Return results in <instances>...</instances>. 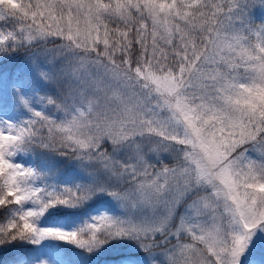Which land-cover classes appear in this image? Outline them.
Segmentation results:
<instances>
[{
	"label": "snow or ice",
	"instance_id": "snow-or-ice-1",
	"mask_svg": "<svg viewBox=\"0 0 264 264\" xmlns=\"http://www.w3.org/2000/svg\"><path fill=\"white\" fill-rule=\"evenodd\" d=\"M0 264H264V0H0Z\"/></svg>",
	"mask_w": 264,
	"mask_h": 264
}]
</instances>
